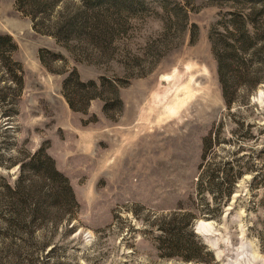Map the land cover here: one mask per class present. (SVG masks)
<instances>
[{
	"label": "rangeland",
	"instance_id": "1",
	"mask_svg": "<svg viewBox=\"0 0 264 264\" xmlns=\"http://www.w3.org/2000/svg\"><path fill=\"white\" fill-rule=\"evenodd\" d=\"M53 2L0 0V264L264 255V14L253 24L244 0ZM242 33L227 103L213 46ZM72 69L95 83L86 113L63 95Z\"/></svg>",
	"mask_w": 264,
	"mask_h": 264
},
{
	"label": "trees",
	"instance_id": "2",
	"mask_svg": "<svg viewBox=\"0 0 264 264\" xmlns=\"http://www.w3.org/2000/svg\"><path fill=\"white\" fill-rule=\"evenodd\" d=\"M61 0H54V5L57 3V2H60ZM107 0H85L86 2V8H89V6L91 7L93 4H97V5H100V3L102 2H105ZM237 1V0H235ZM239 1H243V0H239ZM246 1L247 3H251V9H250V12H248L246 14V17L248 18V20L250 21H253V24H256V18L258 17V15H261V14H264V0H244ZM255 4H259V6H255ZM233 17H240L241 19V16H239L238 14H233ZM73 18H71V21H73ZM76 18V17H75ZM77 19H80L77 17ZM77 19H75V25H76V22H77ZM61 20H62V17H61ZM233 22H236L235 20ZM42 23V22H41ZM67 23V22H66ZM65 22H63L62 20V23L61 25L57 28V30L62 33V30L65 31L64 33H68L67 31H69V27H72L73 26V22H69V24H66ZM79 23V22H77ZM243 23V22H241ZM74 25V26H75ZM47 28L46 25L44 27V29ZM80 28H84V24L83 25H80ZM81 29V30H82ZM240 29H243V27H240ZM46 30V29H45ZM41 32H47L53 36H56L57 33L56 32H52V31H43V30H39ZM254 35L252 37H256V38H259V34L256 33V31H254ZM232 34V33H231ZM250 35L249 37L247 36L246 33H242V35L240 36L241 40L243 41V43H241V46H235V45H228L227 48H224L222 50H216L213 46V54L216 58V61H217V73H218V76H219V82H220V85H221V89H222V94H223V97L225 98V101L228 103L229 100L231 99L230 97V91H228V87H227V83H226V80L224 78V75H225V68L226 67H230L232 66L233 64V61H238L239 64L242 65V59H243V56H242V51L245 49L247 50V48L251 45V42L249 41L251 38H252ZM243 38H247V40L245 41ZM253 39V38H252ZM0 41H1V38H0ZM262 47H264V39H263V43L261 45ZM0 48H1V44H0ZM43 50H39V59L41 61V63L43 65H45L50 71H53L52 69H50V67H48L44 57H43V54H42ZM246 64V63H245ZM251 71V69H250ZM254 82L255 80L258 78L257 76H252ZM20 81L19 80V84H20ZM73 83L72 86H70V84ZM94 85L95 86V83L93 80H89V81H81L80 78H79V74L77 72L76 69H72L68 75L64 78L63 82H62V88H63V95L65 97V100L67 101L68 105L70 106V108L72 110H77V111H81L83 113H86L87 111V107H88V101L90 99H92L95 94H89V91L87 90H84L85 87H88V86H92ZM21 86V85H20ZM96 96H100V95H96ZM76 101H82L84 103V106L82 108H76L75 107V103ZM35 155H42L44 156L45 158V161L48 162V165H49V168H50V171L56 175V176H61V174L57 171V169L55 167H53V160L51 157H49L47 154L44 153V149L42 147H40L37 151H36V154ZM64 182L65 179H64ZM67 191L70 189L69 186L66 184V187ZM190 237H194V234L192 231H190ZM195 242V241H194ZM199 242V240H198ZM197 243V241H196ZM202 248H204L203 245H200ZM209 253V252H208ZM211 254V253H209ZM188 257H191V256H188Z\"/></svg>",
	"mask_w": 264,
	"mask_h": 264
},
{
	"label": "clouds",
	"instance_id": "3",
	"mask_svg": "<svg viewBox=\"0 0 264 264\" xmlns=\"http://www.w3.org/2000/svg\"><path fill=\"white\" fill-rule=\"evenodd\" d=\"M264 264V255H260L259 253H257L254 256V259L248 261V264ZM233 264H241L240 260L234 261Z\"/></svg>",
	"mask_w": 264,
	"mask_h": 264
},
{
	"label": "crops",
	"instance_id": "4",
	"mask_svg": "<svg viewBox=\"0 0 264 264\" xmlns=\"http://www.w3.org/2000/svg\"><path fill=\"white\" fill-rule=\"evenodd\" d=\"M50 151V150H49ZM50 155L54 158V160L57 162V166H59V164H58V156H57V153H55V152H51L50 151Z\"/></svg>",
	"mask_w": 264,
	"mask_h": 264
}]
</instances>
